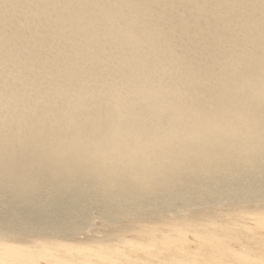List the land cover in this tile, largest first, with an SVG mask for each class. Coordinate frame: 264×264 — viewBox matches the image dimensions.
Wrapping results in <instances>:
<instances>
[{"label": "bare ground", "instance_id": "6f19581e", "mask_svg": "<svg viewBox=\"0 0 264 264\" xmlns=\"http://www.w3.org/2000/svg\"><path fill=\"white\" fill-rule=\"evenodd\" d=\"M227 202L264 209V0H0V235Z\"/></svg>", "mask_w": 264, "mask_h": 264}, {"label": "rangeland", "instance_id": "374dc122", "mask_svg": "<svg viewBox=\"0 0 264 264\" xmlns=\"http://www.w3.org/2000/svg\"><path fill=\"white\" fill-rule=\"evenodd\" d=\"M234 203L121 223L93 213L96 243L0 235V264H264V209Z\"/></svg>", "mask_w": 264, "mask_h": 264}]
</instances>
